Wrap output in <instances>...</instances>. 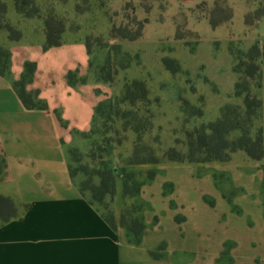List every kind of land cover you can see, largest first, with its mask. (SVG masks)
Returning a JSON list of instances; mask_svg holds the SVG:
<instances>
[{
	"label": "crops",
	"instance_id": "crops-1",
	"mask_svg": "<svg viewBox=\"0 0 264 264\" xmlns=\"http://www.w3.org/2000/svg\"><path fill=\"white\" fill-rule=\"evenodd\" d=\"M214 1L161 0L163 6H152L150 14L139 6L136 15L148 19L143 37L152 15L162 28L171 27L167 34L173 38L172 52L190 50L185 41L176 40L181 14L203 3L211 8ZM128 2L120 0V8ZM260 3L228 0L233 11L235 6L242 8L244 24L246 15ZM12 6L16 11L14 2ZM17 14L21 21L33 24L24 30L13 24L23 34L20 41H10L8 33L0 40V46L11 53L9 75L0 76V161L5 164L0 195L14 200L22 219L0 227V264H264V158L254 161L243 151L225 163L163 162L157 166L154 178L140 190L145 229L137 243L119 225L123 176L118 175L112 203L118 225L113 229L108 224L100 207L81 192L80 176L71 177L69 151L90 150L89 140L82 135L92 130L95 109L112 95L113 88L91 75V56L81 31L66 29L61 46L45 49L44 20ZM7 17L10 22L9 6ZM203 20L208 22L191 16L187 28L197 33L195 25ZM232 25L210 27H225L231 35ZM261 26L264 19L255 28L245 25L242 49L261 41ZM230 40L231 36L228 44ZM113 41L123 50L125 41ZM32 51L41 63L37 55H28ZM44 60L49 64L41 67ZM26 63H38L29 91H39L37 81L49 67V85L61 97L60 106L50 104L47 110L23 106L13 84L20 80ZM70 75L75 77L73 83ZM67 100L87 109L85 123L76 124L73 132L56 115L58 108L65 114ZM31 116L41 117L42 126L23 120ZM85 146L88 149L82 151ZM27 205L30 208L25 211Z\"/></svg>",
	"mask_w": 264,
	"mask_h": 264
},
{
	"label": "rangeland",
	"instance_id": "rangeland-1",
	"mask_svg": "<svg viewBox=\"0 0 264 264\" xmlns=\"http://www.w3.org/2000/svg\"><path fill=\"white\" fill-rule=\"evenodd\" d=\"M3 1L8 3L9 20L12 25H19L18 27L24 30L33 24L32 21H21V17L13 9L12 1L14 0ZM128 1L131 8L124 10L120 8V0H33L45 17L48 18L54 14L64 21L66 29L81 31L86 39L90 40L93 66L91 75L94 78H97V72L101 68H108L115 73L127 62L126 58L116 49L119 44L109 37L110 22L114 21L117 25L120 23L128 25L134 19L132 9L138 11L141 4L142 6L156 4L163 6L160 3L161 0ZM207 8L210 9L209 5ZM203 10L200 7L193 11L182 12L179 19L180 26L183 27L185 20L187 21L191 16L201 17ZM139 11L141 13V9ZM234 13L231 30L233 35H230L225 27L213 30L209 23L203 20L195 25V31L200 36L195 51L192 52L197 44L196 35L190 34L187 38L190 50L175 51V53L171 51L173 38L167 34V30L171 27L166 26L164 29L154 20V16H149L150 24L147 26L145 36L141 40L125 41L123 44V50L133 57V62L128 71L119 70L117 81L115 84H110L113 93L101 102L105 104V107L96 114L92 132L88 135L90 150L87 153L75 150L74 156L70 158L73 173L80 176L84 182L98 185L100 180L92 175L95 172L112 169L116 171V177L121 174L123 176L124 172H127L130 176H135V182H141L146 178L150 167L136 163L148 158L150 155L147 153L148 149L159 157L169 148L184 153L187 151V132L215 122L220 116L221 108L227 104L243 106V97L235 96L237 76L233 72V59L228 49L229 46L233 50L244 52L249 49L241 48L245 30L243 10L235 6ZM136 17L142 20L140 16ZM0 34L1 40L2 35H6L7 32L2 31ZM230 36L231 40L228 44ZM258 37L261 41L256 44L264 46V26L260 27ZM28 55L35 57L38 53L32 51ZM39 57L37 59H40ZM164 58L177 60L180 66L179 73L173 74L165 66ZM38 61L41 63V59ZM48 64L49 62L44 60L40 65L42 67ZM36 66L38 71V63ZM48 68H45L46 72L41 74L37 81L40 91L39 98L49 107L50 104L60 106V102L63 101L55 89L49 85ZM246 70L248 69L245 67L241 68L242 73ZM108 72L110 71L106 70V73ZM137 79L147 82L151 99L149 106L142 104L131 106L129 103L119 105L122 98L121 89L126 81ZM240 80L241 85L247 84L251 95L263 103L254 123L253 136L255 137L264 129V71L257 73L253 80H246L243 74ZM186 103L189 104L187 109L184 107ZM65 106V114L62 108H58L55 109L56 115H59L64 126L73 132L76 124L85 123L87 109L70 100L65 102ZM192 106L196 110L203 111L201 118L190 117ZM123 115H127V122H132L139 128H145L150 116H154L153 127L143 134L139 145H137L136 135L130 130L125 131V122L121 120ZM26 119L35 126H42L44 122L41 117H24L23 120L27 121ZM236 136L238 134L232 135V138ZM87 149L88 147L85 146L82 151ZM118 168H121L120 173L117 172ZM87 194L91 197V193ZM110 202V197H106L103 205L96 203L107 217L110 216L112 210ZM130 211L132 218H137L139 212L131 207ZM162 250L158 251V254H162Z\"/></svg>",
	"mask_w": 264,
	"mask_h": 264
},
{
	"label": "trees",
	"instance_id": "trees-1",
	"mask_svg": "<svg viewBox=\"0 0 264 264\" xmlns=\"http://www.w3.org/2000/svg\"><path fill=\"white\" fill-rule=\"evenodd\" d=\"M14 6L16 11L25 19L41 18L44 20L45 33H46V45L45 49L55 48L62 45L63 34L66 31V26L63 20L58 19L54 14L50 17H45L39 7L35 5L33 0H14ZM146 10L147 14L152 11V6H142ZM203 8V15L198 17V20L207 19L213 29L224 25L232 24L234 19V11L229 6L228 0H215L214 5L208 9L207 4L203 3L197 8ZM130 3H126L124 10L130 9ZM196 8V9H197ZM134 12V19L128 24L117 25L114 21H111L110 39L118 41L135 42L143 37L145 26L148 23V19L138 20L136 17V10ZM193 11V10H189ZM8 5L5 1L0 0V32L6 31L9 35V40L17 42L22 39V32L19 28L12 25L8 21ZM264 19V1L260 3L256 11L249 13L245 17V25L248 28H255L259 21ZM185 28L183 29V27ZM183 27L178 24L176 31V40H182L187 43V38L190 34L196 35V45L193 47L192 52L195 51L196 46L200 41V36L197 33L190 31L187 28V21ZM186 29V30H185ZM183 31V33H182ZM86 45L88 52L91 56V42L86 39ZM119 54L126 58V64L120 67L115 73H112L110 69L101 68L97 74V79L106 84H115L119 75V70L127 71L133 57L124 52L120 45L116 47ZM231 55L234 60L233 72L238 76V81L235 86V96L237 98L243 97V106L227 104L220 110L219 118L212 123L195 128L194 130L186 133L187 138V151L181 153L174 148H169L161 157L154 154L151 149L147 150L150 153L146 160L136 163L137 165L150 167L149 173L146 178L141 182H135L134 175H129L127 172L123 174V207L120 217V226L124 228L127 233L137 243L145 229V225L142 218L143 205L139 199L140 190L142 186L152 180L156 174L155 168L163 162H189L195 164H206L212 162H229L234 153L238 151L245 152L252 160L260 161L264 158V129H262L255 137L253 136L254 123L257 119L258 112L262 109L263 103L257 98L253 97L250 93V87L245 84L241 85L240 77L243 74L247 79L253 80V77L257 73L264 71V46L256 44L249 48L247 52L243 50H233L230 48ZM165 66L173 73L177 74L180 71V66L176 60L171 58H164ZM11 67V53L0 46V76L6 77L9 75ZM245 67L246 72L242 73L241 68ZM92 62L90 61V72L92 73ZM106 70L110 72L106 73ZM37 66L35 63H26L24 66V72L20 80L15 81L13 86L21 100L23 106L27 110H47V104L39 98V91H29L28 87L33 84ZM70 82L75 81V77L70 75ZM122 98L119 101V105L128 104L135 106V104H142L149 106L150 92L147 82L145 80L137 79L133 81H126V84L122 90ZM157 103V102H156ZM188 103L184 105L185 109L188 107ZM105 104L100 103L94 113V119L99 111H102ZM192 113L190 117H202L203 111L196 110L192 106ZM151 119V123H150ZM154 116H150L147 126L145 128H139L127 122V115H123L121 120L125 122V131H132L137 137V145L141 143V139L144 133L149 131L153 127ZM94 125V123H93ZM93 129V128H92ZM92 130L90 131V133ZM84 134L82 137L88 139V135ZM238 134L235 138L232 135ZM78 149H71L69 156H74V151ZM5 164L0 161V173L2 172ZM69 172L72 178L77 177V174L73 173L71 163L69 165ZM116 171L112 169H106L104 171L95 172L92 176L97 177L100 180V184L82 181L80 184V190L83 194L91 193L92 204L103 205L105 198L110 197L111 205L116 196L117 177ZM98 206V205H97ZM130 207L137 210L139 215L137 218H132ZM29 205L25 206V211H28ZM103 216L108 224L113 228H117V221L113 211H110V216L107 217L104 212ZM22 217L18 214V208L14 200L8 197L0 195V227L12 220H21Z\"/></svg>",
	"mask_w": 264,
	"mask_h": 264
}]
</instances>
